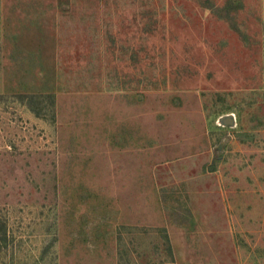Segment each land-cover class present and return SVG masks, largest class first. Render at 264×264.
<instances>
[{
    "label": "rangeland",
    "instance_id": "1",
    "mask_svg": "<svg viewBox=\"0 0 264 264\" xmlns=\"http://www.w3.org/2000/svg\"><path fill=\"white\" fill-rule=\"evenodd\" d=\"M0 264H264V0H0Z\"/></svg>",
    "mask_w": 264,
    "mask_h": 264
}]
</instances>
